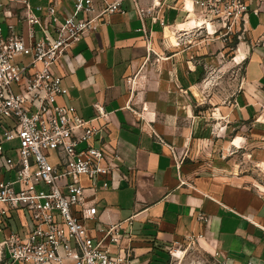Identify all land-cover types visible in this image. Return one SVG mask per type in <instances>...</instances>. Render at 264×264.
<instances>
[{
    "label": "crops",
    "instance_id": "obj_1",
    "mask_svg": "<svg viewBox=\"0 0 264 264\" xmlns=\"http://www.w3.org/2000/svg\"><path fill=\"white\" fill-rule=\"evenodd\" d=\"M93 1L97 17L117 0ZM121 1L120 12L99 16L97 29L54 66L64 89L57 103L105 125L103 142L120 157L109 187L99 183L97 216L86 225L98 235L120 224L131 239L130 264H170L171 246L190 238L217 263L264 264V187L256 169L264 167V0L250 2L247 31L233 47L239 82L213 115L201 109L200 95L209 93L203 66L225 44L188 35L192 43L171 44L197 19L194 0ZM26 3L41 18L50 4L60 20L74 11V0H0L4 36L43 37L39 25L30 35ZM96 105L105 120L96 119Z\"/></svg>",
    "mask_w": 264,
    "mask_h": 264
},
{
    "label": "built area",
    "instance_id": "obj_2",
    "mask_svg": "<svg viewBox=\"0 0 264 264\" xmlns=\"http://www.w3.org/2000/svg\"><path fill=\"white\" fill-rule=\"evenodd\" d=\"M250 2L194 0L200 11L193 20L203 24L180 36L181 32H173L177 36L171 44L192 43L184 35L203 41L217 37L223 43L241 40L247 31ZM121 3L105 2L99 16L120 12ZM259 10L254 13L260 14ZM93 12V0H74L69 17L60 20L50 4L41 18L26 3L30 35H34L33 26L39 25L42 38L26 41L14 33L4 36L0 27V232H8L0 241V264L131 263V239L120 224L108 225L98 235H92L86 225L97 216L99 183L103 189L109 187L120 157L103 142L105 125L97 127L75 107L57 103L64 89L54 66L73 44L97 29L99 16L92 17ZM160 24L168 27L164 20ZM19 57L30 60L17 62ZM96 110V119L105 120L102 109L96 105ZM13 141L19 143L16 162L4 147ZM95 141L101 146H95ZM52 155L56 163L50 162ZM256 169L264 187V169ZM15 212L20 227L9 230Z\"/></svg>",
    "mask_w": 264,
    "mask_h": 264
},
{
    "label": "rangeland",
    "instance_id": "obj_3",
    "mask_svg": "<svg viewBox=\"0 0 264 264\" xmlns=\"http://www.w3.org/2000/svg\"><path fill=\"white\" fill-rule=\"evenodd\" d=\"M196 31L198 33L201 32V30L199 29H196ZM224 44L225 47L222 49L223 53L221 54V52L218 51L214 55L215 58L213 60L210 59L208 61V64L203 66L204 68H206V79L204 80H206L207 82L206 90L209 93L200 95V103H202L201 109L208 110L211 115L219 113V108L223 106L224 101H227L228 97L234 89V86H236L239 82V77L236 74L237 64L233 59V47H231V42ZM181 46L185 45L182 44ZM147 67L148 65H145L141 70L147 71ZM151 67L153 66L151 65ZM1 134L2 130H0V135ZM18 146V141H13L4 145L6 155L14 162H16L15 149ZM50 162L56 163L54 155H52V157L50 158ZM259 167L261 169H264L261 165H259ZM10 223L14 229H19L20 218L17 212L14 213L13 219L10 220ZM2 239H4V235L0 232V241ZM171 250L172 254L170 264H218L215 261L214 257L203 251L199 247L195 239L192 238L185 239L179 244L171 246Z\"/></svg>",
    "mask_w": 264,
    "mask_h": 264
},
{
    "label": "bare ground",
    "instance_id": "obj_4",
    "mask_svg": "<svg viewBox=\"0 0 264 264\" xmlns=\"http://www.w3.org/2000/svg\"><path fill=\"white\" fill-rule=\"evenodd\" d=\"M199 21H201V22H203L202 20H192V21H190V23H189V30H191V29H193V28H196V27H198V22ZM197 24V25H196ZM202 25V24H201ZM209 27V29H210V31L212 30V27H211V25H209L208 26ZM170 31V33L172 34V32H171V30H169ZM173 35V34H172ZM174 42H175V38H174ZM264 168V167H263Z\"/></svg>",
    "mask_w": 264,
    "mask_h": 264
},
{
    "label": "trees",
    "instance_id": "obj_5",
    "mask_svg": "<svg viewBox=\"0 0 264 264\" xmlns=\"http://www.w3.org/2000/svg\"><path fill=\"white\" fill-rule=\"evenodd\" d=\"M237 43V39H234L232 42H231V47H234Z\"/></svg>",
    "mask_w": 264,
    "mask_h": 264
}]
</instances>
